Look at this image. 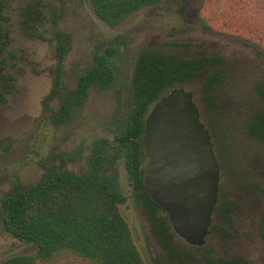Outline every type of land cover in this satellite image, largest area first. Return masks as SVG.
Listing matches in <instances>:
<instances>
[{"label":"rangeland","instance_id":"1","mask_svg":"<svg viewBox=\"0 0 264 264\" xmlns=\"http://www.w3.org/2000/svg\"><path fill=\"white\" fill-rule=\"evenodd\" d=\"M0 1L5 16L0 26L9 31L0 70L14 82V89L0 100V263L38 247L6 230L2 198L50 171L88 172L95 140H113L123 130L136 55L153 47L186 55L220 54L227 64V76L216 87L217 110H209L203 100L204 76L183 87L192 90L211 134L220 163V191L238 207L225 230L214 226L224 224L214 215L205 245H191L179 236L176 240L193 264H206L203 255L208 249L216 256L240 255L264 264V141L245 131L246 121L260 104L256 88L264 83V0H163L117 25L102 20L91 0H41L43 37L26 35L20 23L23 7L38 0ZM60 45L65 48L62 79L68 86L74 87L81 73L98 64L97 55L109 56L114 80L107 87L93 85L74 118L55 125L43 99L54 83ZM53 106L57 108L56 101ZM149 161L147 157L146 164ZM104 170L124 195L120 210L139 250L148 264H154L162 250L134 201L124 158ZM38 264L93 263L63 252Z\"/></svg>","mask_w":264,"mask_h":264},{"label":"trees","instance_id":"2","mask_svg":"<svg viewBox=\"0 0 264 264\" xmlns=\"http://www.w3.org/2000/svg\"><path fill=\"white\" fill-rule=\"evenodd\" d=\"M161 1L91 0L96 14L110 25L120 24L144 7ZM3 10L0 1V20L5 19ZM44 19L41 0L21 10V28L30 37H43ZM8 36V29L0 26V65L4 63ZM64 56L65 48L60 45L54 83L43 99L44 110L55 125L69 123L74 118L85 105L93 85L107 87L114 80L109 56L97 55L98 64L81 73L76 85L70 87L62 79ZM201 76H204L203 100L209 110L215 111L219 108L216 87L227 76L226 59L222 55L210 52L186 55L153 47L140 49L134 61L124 128L113 140H95L89 158L91 169L86 173L50 171L40 181L2 198L6 230L38 247L32 253L12 255L0 264H38L51 261L63 252H71L93 264H148L120 210L124 195L104 174V168L120 158H124L134 201L143 209L151 233L163 251L153 258L154 264H193L194 259L176 240L178 234L168 213L147 191L144 171L149 154L143 136L151 106L172 88L183 87ZM13 89V77L0 70V100ZM256 90L260 104L246 121L245 131L251 138L264 141V83ZM237 207L220 191L215 213L224 224L214 226L225 230ZM261 228L264 234V210ZM203 259L208 264H256L240 255L216 256L212 249L206 250Z\"/></svg>","mask_w":264,"mask_h":264},{"label":"water","instance_id":"3","mask_svg":"<svg viewBox=\"0 0 264 264\" xmlns=\"http://www.w3.org/2000/svg\"><path fill=\"white\" fill-rule=\"evenodd\" d=\"M143 140L150 157L144 171L148 193L168 213L179 237L204 245L221 176L211 134L192 90L174 87L152 105Z\"/></svg>","mask_w":264,"mask_h":264},{"label":"flooded vegetation","instance_id":"4","mask_svg":"<svg viewBox=\"0 0 264 264\" xmlns=\"http://www.w3.org/2000/svg\"><path fill=\"white\" fill-rule=\"evenodd\" d=\"M219 167H220V163H219ZM219 194H220V189H219ZM218 201H219V199H218ZM217 204H218V202H217ZM217 204H216V206H217ZM216 206H215V208H214V212H213V222H214V215H216V213H215V209H216ZM213 222H212V225H213ZM212 225H211V227H212ZM211 227H210V231H211ZM192 245V244H191ZM205 245V244H204ZM160 246V245H159ZM194 246H196V245H194ZM203 246V245H202ZM201 247V246H200ZM160 248H161V246H160ZM161 250H162V248H161ZM163 252V251H162ZM203 257H204V255H203ZM206 262V261H205ZM169 264H175V263H169ZM206 264H208L207 262H206Z\"/></svg>","mask_w":264,"mask_h":264}]
</instances>
